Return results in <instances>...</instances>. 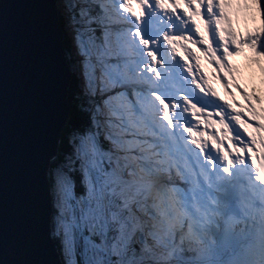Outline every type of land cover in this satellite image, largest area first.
<instances>
[{
	"label": "snow or ice",
	"instance_id": "1",
	"mask_svg": "<svg viewBox=\"0 0 264 264\" xmlns=\"http://www.w3.org/2000/svg\"><path fill=\"white\" fill-rule=\"evenodd\" d=\"M25 7L19 19L0 3V264H264V112L248 105L247 121L226 112L182 43L203 46L227 89L230 57L246 49L264 60V0ZM181 8L204 25L199 40L184 34ZM241 12L259 17L243 38L232 27ZM58 22L77 80L67 120ZM206 110L225 133L239 128L220 140L195 131L193 120L216 123Z\"/></svg>",
	"mask_w": 264,
	"mask_h": 264
},
{
	"label": "rangeland",
	"instance_id": "2",
	"mask_svg": "<svg viewBox=\"0 0 264 264\" xmlns=\"http://www.w3.org/2000/svg\"><path fill=\"white\" fill-rule=\"evenodd\" d=\"M206 2V0H205ZM187 3V0H185ZM233 5L235 7V0H233ZM195 5H193V9ZM178 14L184 17L185 25L182 26L183 28H190V32L185 31V35H191L193 39L199 40V34L195 32V28L197 24H200V20L196 18H188L184 16L183 8L178 9ZM205 15V9L201 7V19H203ZM195 20V23L193 22ZM250 19H246L243 12L239 13L238 15L232 16V27L237 32H244V30L251 29L254 26L259 25V17H257L255 24L249 27ZM201 30H204V25L200 24ZM70 42V41H69ZM184 46L188 48L189 51L193 53L194 56H200V63H199V75L209 74L211 72H216L215 66L213 64L208 63V61L203 56L202 48L203 46L192 44L190 40L182 41ZM181 54H183V49L180 50ZM251 53H249L246 49L241 52L239 55H235L232 57L233 60L236 61L234 67L236 69L235 75H242L239 93L244 94V107L247 108L248 105L257 109V112H264V60H261L260 63H253L250 59ZM180 57L177 56V59ZM183 63V61H182ZM192 67L195 69L196 62L195 60L189 61ZM212 70V71H211ZM215 74V73H214ZM227 75V73H226ZM232 90L234 91L236 88L234 84L231 85ZM236 91V90H235ZM245 95L247 96V100L245 99ZM259 101V102H257ZM235 123V121H233Z\"/></svg>",
	"mask_w": 264,
	"mask_h": 264
},
{
	"label": "water",
	"instance_id": "3",
	"mask_svg": "<svg viewBox=\"0 0 264 264\" xmlns=\"http://www.w3.org/2000/svg\"><path fill=\"white\" fill-rule=\"evenodd\" d=\"M3 0H0V3H2ZM33 0H4L5 8H6V15L9 17L15 16L19 19H22L26 14H28L31 9L25 7V5H28L32 3ZM0 25H2V22H0ZM53 47V59L56 62V64L59 67L60 70V82H61V88L62 92L64 94L65 99V114H66V120L68 119V109H67V90L71 81V75L69 72V67L67 64L66 56L64 53L63 48V32L62 29L57 23L56 27V34L55 38L52 44ZM55 145L53 144V147ZM49 258H54L55 254L52 251L51 248H49L48 251Z\"/></svg>",
	"mask_w": 264,
	"mask_h": 264
},
{
	"label": "bare ground",
	"instance_id": "4",
	"mask_svg": "<svg viewBox=\"0 0 264 264\" xmlns=\"http://www.w3.org/2000/svg\"><path fill=\"white\" fill-rule=\"evenodd\" d=\"M64 29V28H63ZM64 32H65V30H64ZM67 39L69 40V38L67 37ZM70 41V40H69ZM69 44H70V53H71V55H72V57H73V50H72V48H71V42H69ZM212 71V70H211ZM212 73V72H211ZM210 74V73H209ZM208 74V75H209ZM205 75H207V74H205ZM208 86H210L214 91H215V89L209 84ZM221 87H222V89L224 90V92H225V100L224 101H220L217 97H213L212 99H215V100H217V103H220V104H223V103H226L227 101H229V103H232L233 101H235V97L234 96H232V94L230 93V91H229V89H228V87H227V89L224 87V83H222L221 84ZM236 90V89H235ZM210 95V94H209ZM240 109H241V107L239 108V112L241 113V118L242 119H244V120H246L245 119V114H246V110H245V114L243 113V112H241L240 111ZM213 112L214 111H216L215 109H213L212 110ZM204 120H207V121H211V120H215L216 121V123L215 124H212V123H209L208 124V126L206 127V128H208V130H210L208 133H207V135H213V136H215L216 137V139L217 140H220V136L219 135H226V136H232V135H234V133L232 132V127H233V125H235L233 122H231L230 124H229V128H228V132L227 133H225L224 131H223V128L220 126V124H219V121H220V117H217V116H208L207 115V111H206V114H205V116H204ZM193 122L197 125L198 123H197V121H195V120H193ZM226 124L227 123H229V121L228 120H225L224 121ZM254 122H256V121H254ZM253 123V122H252ZM235 127L236 128H239V126L238 125H235ZM194 130L196 131L197 129H195L194 128ZM197 131H199V130H197ZM211 131H213V133L211 132ZM216 131L218 132V134L216 133ZM240 131H241V133H243V135L241 136V138L247 143V142H249V139H248V137L246 136V133H244V131H243V129H240ZM203 140V139H202ZM229 141V140H228ZM209 147H211V145L209 144L208 145ZM237 146H240V145H238L237 144ZM234 154V153H233ZM259 183V182H258Z\"/></svg>",
	"mask_w": 264,
	"mask_h": 264
},
{
	"label": "trees",
	"instance_id": "5",
	"mask_svg": "<svg viewBox=\"0 0 264 264\" xmlns=\"http://www.w3.org/2000/svg\"><path fill=\"white\" fill-rule=\"evenodd\" d=\"M60 27L63 26L62 22H58ZM64 28V27H63ZM64 30V29H63ZM63 48H64V53L67 57V62L70 65L71 68V74H72V79L70 81L69 87H68V92H67V109H68V119H72L74 117L75 113V105L72 103V95L76 92L77 90V80H76V75L73 71L72 64H73V59H71L72 55L70 53V44L68 43V39L66 34H64L63 38Z\"/></svg>",
	"mask_w": 264,
	"mask_h": 264
}]
</instances>
